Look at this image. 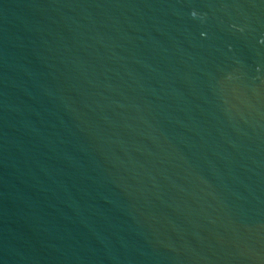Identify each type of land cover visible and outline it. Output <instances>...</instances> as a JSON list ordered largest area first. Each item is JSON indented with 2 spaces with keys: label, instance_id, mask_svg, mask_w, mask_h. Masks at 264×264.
Wrapping results in <instances>:
<instances>
[{
  "label": "water",
  "instance_id": "95a60500",
  "mask_svg": "<svg viewBox=\"0 0 264 264\" xmlns=\"http://www.w3.org/2000/svg\"><path fill=\"white\" fill-rule=\"evenodd\" d=\"M0 264H264V0H0Z\"/></svg>",
  "mask_w": 264,
  "mask_h": 264
}]
</instances>
